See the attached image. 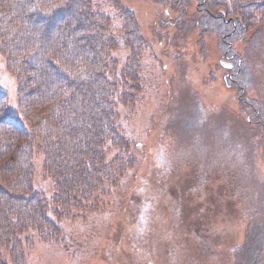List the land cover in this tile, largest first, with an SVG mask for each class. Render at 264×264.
I'll list each match as a JSON object with an SVG mask.
<instances>
[{
  "label": "trees",
  "instance_id": "trees-1",
  "mask_svg": "<svg viewBox=\"0 0 264 264\" xmlns=\"http://www.w3.org/2000/svg\"><path fill=\"white\" fill-rule=\"evenodd\" d=\"M153 1L180 10L183 34L218 39L222 81L251 109L236 44L264 33V0ZM118 12L94 0H0V62L16 82L12 106L0 87V264H27L37 242H64L65 226L100 210L102 196L137 166L144 144L124 120L140 102L150 46L134 11L119 4ZM258 114L243 121L264 135ZM36 159L50 192L34 184ZM239 248L236 260L263 264L264 226L251 227Z\"/></svg>",
  "mask_w": 264,
  "mask_h": 264
},
{
  "label": "rangeland",
  "instance_id": "rangeland-1",
  "mask_svg": "<svg viewBox=\"0 0 264 264\" xmlns=\"http://www.w3.org/2000/svg\"><path fill=\"white\" fill-rule=\"evenodd\" d=\"M94 1L112 16L119 4L131 8L149 42L140 102L124 120L144 149L100 210L67 224L64 242H37L27 264H243L235 249L251 227L264 226V135L244 122L257 112L264 118V33L236 44L250 77L245 100L254 103L244 108L222 81L218 39L201 41L198 29L183 34L173 5ZM0 87L14 105L15 78L3 61ZM34 184L51 191L39 159Z\"/></svg>",
  "mask_w": 264,
  "mask_h": 264
}]
</instances>
